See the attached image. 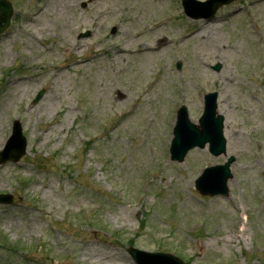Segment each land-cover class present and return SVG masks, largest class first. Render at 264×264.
I'll return each instance as SVG.
<instances>
[{
  "label": "rangeland",
  "instance_id": "374dc122",
  "mask_svg": "<svg viewBox=\"0 0 264 264\" xmlns=\"http://www.w3.org/2000/svg\"><path fill=\"white\" fill-rule=\"evenodd\" d=\"M8 1L0 149L17 120L27 152L0 165V194L17 199L0 205V264H134L131 243L186 264H264V0L209 20L182 0ZM210 92L226 156L171 161L177 109L196 123ZM228 156V196H200L198 175Z\"/></svg>",
  "mask_w": 264,
  "mask_h": 264
},
{
  "label": "water",
  "instance_id": "95a60500",
  "mask_svg": "<svg viewBox=\"0 0 264 264\" xmlns=\"http://www.w3.org/2000/svg\"><path fill=\"white\" fill-rule=\"evenodd\" d=\"M231 0H211L207 3L212 4L213 10L207 13L209 10H204L202 15L194 14L190 8V1L184 0L183 6L185 13L192 18H201L211 16L215 8L220 4H226ZM206 6L209 9V6ZM10 5L3 0H0V34L3 33L10 23L11 17ZM207 13V14H206ZM219 67H215L217 70ZM39 97V96H38ZM215 99L216 95L211 94L205 97V108L204 112L199 119V126L191 124L188 121V115L184 108L178 112L177 123L174 128V139L171 144L170 155L172 160L182 162L186 153L194 148H203L205 144H209V151L214 156H219L225 152V140L222 135V122L223 118L215 115ZM14 137L7 144L6 149L0 153V163L6 160L17 162L22 155H24L25 143L21 137V133L16 122L13 130ZM234 161V158H229L223 166H215L208 168L204 171L202 176L196 181V189L203 194H226V181L231 177L229 166ZM13 202L10 196H0V203H11ZM129 253L134 256L135 260L139 264H148L147 259L150 256L142 255V253H136L131 250ZM156 264H180L174 259L169 257L158 258L155 260Z\"/></svg>",
  "mask_w": 264,
  "mask_h": 264
},
{
  "label": "bare ground",
  "instance_id": "6f19581e",
  "mask_svg": "<svg viewBox=\"0 0 264 264\" xmlns=\"http://www.w3.org/2000/svg\"><path fill=\"white\" fill-rule=\"evenodd\" d=\"M90 1H95V0H90ZM40 12H41V10L38 9L35 15H30V16H28V18H27V22L29 21V22H31L30 24H33V23H34V19H35V17H37V15H38ZM41 25H46V24L40 23L39 26H38V28H37L38 30H36V29L32 30V31H33L32 36H35V34H38V33L40 32ZM151 29H154V27L151 28ZM32 36H31V37H32ZM32 39H34V38L32 37ZM71 49H72V47H71ZM71 49H70V51H71ZM155 51H156V49H154V52H155ZM151 52H152V51H151ZM121 53H126L129 57H134V55H136V54H141V56L143 55L144 57H147V61H143V65H140V69H141V70H144L146 67L149 66V64H151V61H150L149 58H150V56H152V55H150V53H148V51H144V50H143V51H141V53L129 52V51H127V50H126V52H125V49H122L121 51H117V54H121ZM6 56H9V54L6 53ZM140 78L142 79L143 76H141ZM225 80H227V81H231L230 78H227V79H225ZM120 96H122V93L119 91V93L117 94V97H120Z\"/></svg>",
  "mask_w": 264,
  "mask_h": 264
}]
</instances>
